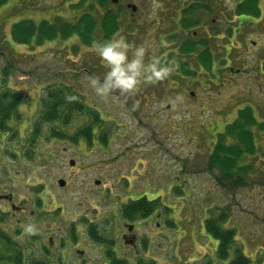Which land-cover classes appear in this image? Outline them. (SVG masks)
Here are the masks:
<instances>
[{"label":"rangeland","instance_id":"obj_1","mask_svg":"<svg viewBox=\"0 0 264 264\" xmlns=\"http://www.w3.org/2000/svg\"><path fill=\"white\" fill-rule=\"evenodd\" d=\"M93 1L92 12L100 22L102 8ZM81 2L9 0L0 10V27L10 46L24 57L6 79L7 87L19 91L22 100L20 118L10 121L9 131H0V191L14 193L15 204L26 209L13 216L12 208L0 202V207H7V212L0 211V230L21 246L23 263L102 264L110 252L129 264H230L234 254L222 262L217 241L205 229L206 220L228 211L223 225L234 231V247L251 264H264V82L257 72L261 46L248 58L246 46H215L218 62L211 73L195 67L198 49L196 57L180 59V46L172 41L162 46L156 31L120 29L127 32L120 35L127 34L132 47L146 48V64L155 61L173 70L164 79L142 81L134 91L113 89L100 96L89 84L90 77L102 79L107 71L95 44L80 45L74 38L32 47L9 37L12 25L22 19L74 23L90 10L89 3ZM152 7L157 9L158 4ZM157 20L138 22L152 29ZM231 50L230 63H222ZM5 53L0 57V87L2 69L12 60L6 48ZM243 57L246 60L241 61ZM177 61L192 63L197 74H184ZM248 63L249 70L240 73ZM62 87L78 94L84 110L73 111L68 124H44L42 97ZM247 107L256 119L251 130L259 151L237 159L250 167L244 172L245 182L235 184L223 179L218 164L210 166V156L219 143H237L227 125ZM87 127L93 128V144L79 138ZM102 136L107 139L104 144L98 140ZM141 195L155 199L150 203L152 219L130 223L137 239L129 246L121 237L128 230L119 218L118 200L123 207ZM28 222L38 230L26 234L23 225ZM90 223L108 243L90 238ZM0 243L1 257L15 256Z\"/></svg>","mask_w":264,"mask_h":264},{"label":"trees","instance_id":"obj_2","mask_svg":"<svg viewBox=\"0 0 264 264\" xmlns=\"http://www.w3.org/2000/svg\"><path fill=\"white\" fill-rule=\"evenodd\" d=\"M9 0H0L1 8L8 4ZM82 4L89 3L90 10L82 12L81 17L78 21L72 23L69 21H57L51 22L43 20L39 23H35L32 20L22 19L15 22L10 30V36L12 40L20 45L38 47V45L44 44L46 41H68L73 37H77L80 40L81 45L94 46V44L105 41L108 38L120 34L123 29L118 25L117 19L109 13L104 15L100 22L98 16L92 11L95 9V2L93 0H82ZM100 7H105L106 3L104 0H98ZM95 15V16H94ZM102 16V15H101ZM125 30H128L125 28ZM129 31V30H128ZM127 33V32H126ZM126 36V35H124ZM10 38V39H11ZM126 39V38H125ZM0 57L7 53L12 60L7 61V64L2 69V85L0 87V131L6 132L11 128L10 121L15 117L20 118L19 107L21 103V96L19 91L13 90L6 85V79L11 75L16 68V63L24 59L22 53H17L6 35L4 29L0 27ZM127 41V40H126ZM128 42V41H127ZM178 49V56L180 59H187L196 57V50H199L198 59L199 63H196L195 67L198 69H207L211 72L214 69V53L211 46H194V42L190 41L184 46H180ZM8 50H10L8 52ZM197 59V60H198ZM196 60V59H195ZM179 70L188 76H194L197 74L198 69H193V64L190 62H179ZM222 63H225L222 61ZM88 73V72H87ZM90 73V71H89ZM5 80V81H4ZM4 85V86H3ZM74 93L70 87H62L49 90L42 97L43 113L41 115V121L44 124L55 123L63 121L65 124L70 123V115L73 111L84 110L85 105L81 103V98ZM79 98V99H76ZM253 109L247 107L239 111V116L236 121L232 124H228L227 132L229 135L236 136V144L231 146L223 145L219 143L215 147L213 155L210 156V166L218 164L221 169V175L223 179H229L234 181L235 184H242L245 182L243 178L244 172L249 170L247 167L240 165V158L243 154L246 156H254L259 151V146L255 141L251 128L255 125L256 119L253 114ZM93 128H84L81 132V137L88 144L95 142ZM235 132V133H234ZM38 134L37 130L35 132ZM77 142L78 138H74ZM102 144L107 142L105 136L98 139ZM244 146V147H243ZM243 149H246L243 151ZM240 174L237 175V173ZM154 201V200H153ZM152 201H148L146 198H141L137 201L129 203L123 208V217L129 221H136L151 217L153 209L150 204ZM228 211H224L218 217H211L205 222V229L207 233L217 241V256L222 262L229 260L230 254L233 253L234 257L230 261V264H251L250 258L246 257L240 248H235L236 243L235 233L232 230L224 228ZM20 231V229H19ZM88 234L92 237L95 242L108 243L107 240L101 238L95 227H89ZM0 241L3 247H8L10 252H14L15 256L7 259L0 256V261H8L12 264H24L22 261V249L19 247L16 241L11 240L8 235L3 234L0 230ZM1 244V243H0ZM14 250V251H13ZM109 264H129L127 259L120 258L114 253L108 252L106 254Z\"/></svg>","mask_w":264,"mask_h":264},{"label":"flooded vegetation","instance_id":"obj_3","mask_svg":"<svg viewBox=\"0 0 264 264\" xmlns=\"http://www.w3.org/2000/svg\"><path fill=\"white\" fill-rule=\"evenodd\" d=\"M104 1L106 6L102 7V17L109 13L117 19L118 25L123 29H136L134 30L135 33L138 32V30H141L143 34L146 32L151 33V31L155 34L156 31L155 37L159 40L162 46H164L165 41H172L174 46H184L188 42L193 41L194 46H211L214 50L215 46H231L233 49H236L235 46H246V58L252 57L254 49L257 46H261L258 52L259 59L257 61V72L261 76V82H264V0ZM153 3L158 4L157 9H153ZM149 17L159 19L156 21V24L152 29L146 26L143 22H138V19ZM122 32L126 33L125 31ZM120 34L118 33L116 36H119ZM219 35H222L223 37L220 38ZM124 37L127 41L129 40L128 36ZM216 40H224L225 42L218 44ZM169 46H171V44ZM222 48L226 49L225 47ZM232 51L233 50L227 53L226 59L222 60L223 62L230 63L232 59L231 56H234ZM246 58L243 57L241 61L246 60ZM217 62L218 58L214 54V67ZM249 66L250 64L248 63L246 68L240 70V73L245 70L248 71ZM228 69L229 71L234 70L231 67V64L228 66ZM144 195H141V198H146L143 197ZM141 198L138 197L137 200ZM137 200H130L122 207V200L119 199L118 201H120L121 207V211H119L118 214L119 218L123 217V208L129 203ZM147 200L151 201L152 199ZM0 202L9 205L12 208L13 216H15L16 213H25L26 211L25 208L15 204L14 193L0 191ZM6 208L0 207V211L5 213L7 212ZM4 210L6 211L4 212ZM151 219L152 217L150 219L148 218V220ZM124 221V225L127 227L128 231L127 233L123 232L121 237H123L125 243L127 242V245H134L137 239L135 236H132L135 226L130 223H136L137 221H142V219L134 222L127 219H124ZM91 226L93 227L96 225L90 223L89 227ZM97 232L99 234V229H97ZM90 238L92 239V237ZM100 258H102V255ZM105 259L106 263L102 264H109V260H107V258Z\"/></svg>","mask_w":264,"mask_h":264},{"label":"clouds","instance_id":"obj_4","mask_svg":"<svg viewBox=\"0 0 264 264\" xmlns=\"http://www.w3.org/2000/svg\"><path fill=\"white\" fill-rule=\"evenodd\" d=\"M95 51L107 69L102 79L89 78L91 88L100 96L107 95L113 89L122 92L134 91L142 81L164 79L173 70L171 66L155 61L146 64V48L142 44L132 47L122 35L95 44ZM37 230V226L31 222L23 225L26 234Z\"/></svg>","mask_w":264,"mask_h":264},{"label":"water","instance_id":"obj_5","mask_svg":"<svg viewBox=\"0 0 264 264\" xmlns=\"http://www.w3.org/2000/svg\"><path fill=\"white\" fill-rule=\"evenodd\" d=\"M116 0H114V2H115ZM74 162H72V164H73ZM60 185L61 186H64L65 185V182L64 181H60Z\"/></svg>","mask_w":264,"mask_h":264}]
</instances>
